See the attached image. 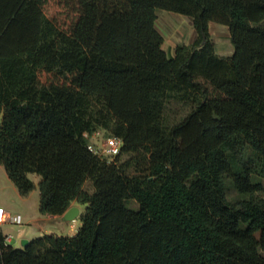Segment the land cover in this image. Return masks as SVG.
I'll return each instance as SVG.
<instances>
[{
  "label": "trees",
  "instance_id": "16d2710c",
  "mask_svg": "<svg viewBox=\"0 0 264 264\" xmlns=\"http://www.w3.org/2000/svg\"><path fill=\"white\" fill-rule=\"evenodd\" d=\"M159 10L195 41L169 55ZM171 105L191 110L168 125ZM0 118L19 194L36 175L40 214L85 206L72 237L17 248L0 231V264H264V0H0ZM99 129L123 141L113 160L89 150Z\"/></svg>",
  "mask_w": 264,
  "mask_h": 264
},
{
  "label": "rangeland",
  "instance_id": "374dc122",
  "mask_svg": "<svg viewBox=\"0 0 264 264\" xmlns=\"http://www.w3.org/2000/svg\"><path fill=\"white\" fill-rule=\"evenodd\" d=\"M157 16L158 19L156 26L158 30L162 32L164 35L165 49L167 50L168 53L174 46L180 44H191L194 42L195 33L191 19L184 17L180 14H175L163 10H159L157 12ZM213 27L214 28L212 29V33L210 34L212 37V42L214 43L215 46V50L219 53L230 56L232 53H229V51L231 49L230 45L232 44L228 36L227 29L219 24ZM190 110L191 109H185L183 107L176 105L169 106L168 109H165V113H164L165 123H167L168 125H173L180 122L188 115ZM110 135H111L110 132L105 131L103 129H99L91 136L90 142L94 146L100 148L104 144L105 139H107ZM243 161L246 164L247 163L250 164V166L252 167L251 169H258V170L261 169L260 165L257 162H255V159L252 158L250 152L247 150L245 152ZM30 178L36 183L37 185L36 189L33 192H31L32 194L30 193L31 196L27 195L29 197L20 196L14 184L8 178L4 167L0 165V207L5 209V211L10 215L21 216V223L19 225L8 224V228L13 230V233L12 231H9L10 233H7L6 235H12L13 237L12 245L13 246L19 245L20 248L23 247L22 246L23 242L22 243L18 242L13 227H16V229L27 227V225L24 226V224H26L27 222L24 215L34 216V218L40 217L42 215L39 212V204H40V192L38 188L39 177L36 175H30ZM224 186L226 190L227 199L230 203H235L245 198L236 190V188L233 185L232 179L230 178L229 175L224 176ZM85 189L89 192H92V185L90 182L86 183ZM126 205L130 209L138 208V205L134 201L126 202ZM84 210H85V206H83V211ZM79 217L77 218V221ZM66 222H71V221H66ZM36 224L38 225V223ZM36 224L34 222V226H36ZM70 225L71 223H64V222H60V223L51 222L49 224H45L46 229L43 230L42 232H46V233L50 232V233L43 234L41 232L39 233V235L37 234L38 236L35 237L34 239L42 237L44 235L69 236L71 229ZM39 226L40 225L36 227L38 230H39ZM31 241H29V243Z\"/></svg>",
  "mask_w": 264,
  "mask_h": 264
},
{
  "label": "crops",
  "instance_id": "0c3cea01",
  "mask_svg": "<svg viewBox=\"0 0 264 264\" xmlns=\"http://www.w3.org/2000/svg\"><path fill=\"white\" fill-rule=\"evenodd\" d=\"M185 17V16H184ZM213 23V24H212ZM211 23V27H210V33H212V29L214 28L213 26H216V25H218V23H215V22H212ZM219 25H221V24H219ZM224 28H226L227 29V31H228V36H229V38H230V33H229V29H228V27H226V26H224V25H222ZM158 29V28H157ZM225 29V30H226ZM160 32V31H159ZM161 34H162V36L164 37V35H163V33L162 32H160ZM194 33H195V30H194ZM195 39H196V33H195ZM195 39H194V41H195ZM192 44V43H191ZM186 45H189V44H186ZM178 46V45H177ZM177 46H174L171 50H170V52L168 53L167 52V50L165 49V42H164V44H163V49L169 54V55H173L174 54V51H175V48L177 47ZM230 47H231V49H230V51H229V53H232L233 54V46L232 45H230ZM216 53L218 54V55H220V56H225V57H228V55H225V54H222V53H219V52H217L216 51ZM231 54V55H232ZM230 55V56H231ZM39 183V182H38ZM15 186V185H14ZM16 188V187H15ZM16 190H17V188H16ZM18 191V190H17ZM19 193V192H18ZM32 194V193H31ZM31 194H29V196H31ZM20 195V194H19ZM21 196V195H20ZM29 196H27V197H29ZM27 197H25V198H27ZM71 207H77L78 209H79V211H80V214L83 212V206L81 207V205H79L77 202H73L72 203V205H71ZM0 208H2V207H0ZM24 217H25V219H26V224H24V226L25 225H27V227H22V228H18V229H16V227H13V229L15 230L14 232L16 233V237H17V240H18V242L19 243H22L23 241H25V240H28V241H31V240H33L35 237H37L38 235H39V233H41L43 230H45L46 229V226H45V224H49V223H51V222H64V223H71V225H70V227H71V229H70V235L69 236H75L76 234H77V232H78V229L80 228V226H81V222L79 221V219H78V221H77V219L75 220V221H71V222H66L64 219H63V216H50V215H41L40 217H36V218H34V216H29V215H24ZM34 222H35V224L36 223H38V225H40L39 226V230L36 228L38 225L36 224V226H34ZM32 223V224H31ZM73 223V224H72ZM0 230L2 231V233L4 234V235H6L7 233H10L9 231H12V233H13V230H11L10 228H8V224H5V225H2V226H0ZM73 232V233H72ZM43 234L45 233V234H49V233H46V232H42ZM38 234V235H37ZM55 234V233H54ZM12 244H13V242H12ZM14 247H17V248H20V246L19 245H17V246H14Z\"/></svg>",
  "mask_w": 264,
  "mask_h": 264
},
{
  "label": "built area",
  "instance_id": "2783aa9c",
  "mask_svg": "<svg viewBox=\"0 0 264 264\" xmlns=\"http://www.w3.org/2000/svg\"><path fill=\"white\" fill-rule=\"evenodd\" d=\"M122 146L123 141L121 139L116 137H108L107 139H105V142L102 147L98 148L93 144H90L89 150L99 157L113 160L116 156L121 153ZM20 223V215H10L5 211V209L0 208V226L4 224L19 225ZM12 241V235L5 236V244H11Z\"/></svg>",
  "mask_w": 264,
  "mask_h": 264
},
{
  "label": "water",
  "instance_id": "95a60500",
  "mask_svg": "<svg viewBox=\"0 0 264 264\" xmlns=\"http://www.w3.org/2000/svg\"><path fill=\"white\" fill-rule=\"evenodd\" d=\"M80 216V211L77 207H71L63 216L65 221H74ZM29 244L28 240L23 241L22 246L26 247Z\"/></svg>",
  "mask_w": 264,
  "mask_h": 264
}]
</instances>
